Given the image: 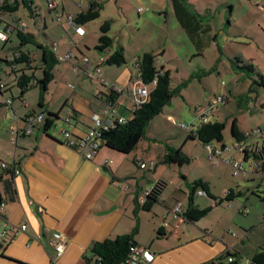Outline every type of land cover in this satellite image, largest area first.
<instances>
[{"label": "crops", "instance_id": "crops-1", "mask_svg": "<svg viewBox=\"0 0 264 264\" xmlns=\"http://www.w3.org/2000/svg\"><path fill=\"white\" fill-rule=\"evenodd\" d=\"M56 1L57 6L49 10L55 11L57 22L49 27L47 18L43 19L45 30L50 31L49 28L53 30L52 38L47 36L49 40L47 43L37 37L24 18L0 10V28L10 29L8 40H0V84L2 85L0 89V164L3 162L15 164L21 169L19 175H15L10 170L0 169L1 199L7 203L4 211L0 212L15 226L27 225L26 231L19 232L14 241L4 247L0 246V264H99V258L90 250L92 243L129 234L136 225L139 227V231L134 235L136 244L149 249L156 256L148 264H203L216 260L229 250L234 251L239 256L238 258L241 257V262L247 264L257 252H264V235L254 240L251 236L257 229H264V203H252L250 210L244 201L239 200L236 205L238 212L240 205H245L249 210L248 214H244L247 218L240 222L245 235L243 233L244 236L238 237L239 234L231 229V224L237 219V215H234L232 210L228 220H223L222 229L218 232L222 240H219L210 235L214 231L209 227H203L202 232L198 234L191 232L187 224L194 225L196 222H189L184 216L188 204L184 206L182 196L178 195L171 200H167V196L163 199L168 184L164 186L162 200L159 201L163 202L166 208H155V205L160 204L155 202L150 209H143L153 212L156 217L149 224L150 237H144L140 223L143 219L142 207L138 199L141 197V191L151 190L159 180H162V173L158 175L160 169L158 161L147 154V157L143 153L140 156L137 153L140 143L130 153L119 152L103 143L97 154L87 158L82 152L68 146L63 134L64 130L70 129L76 137L84 135L92 125L93 115L100 113L106 106L110 87L101 83L99 81L101 78L123 88L124 93L117 97L118 106L116 108L118 114L131 116L130 110L134 102L128 91L138 74L134 61L140 57V49L143 47H137V52L129 56L126 44L127 35L124 34L129 28H134L136 11L138 14H143L153 9L159 15L164 13L167 21L172 16L171 14H174L176 26L179 24L187 34L190 30L183 19L188 13L192 14L194 16L192 19L196 20V25H198L191 30L194 32L193 35L195 34L192 40L199 47L202 31L211 29V27L203 29L202 20L204 13L209 12L208 5L211 2L203 4L200 0H193L194 2L169 0L170 3H168L167 0L163 2L162 0H142L146 6H136L141 0H61V4L58 0ZM68 1L72 3L70 7L66 3ZM91 1H98L102 5L100 16L97 18L100 21L97 25H92L91 22L78 24L85 31L84 34H80L74 27L67 24V16L86 11ZM4 2L11 3L12 0H4ZM248 3L252 6L257 4L260 7L264 0H248ZM140 7H143V10L140 11ZM27 15L33 21L35 29L38 30L41 24L38 22V14H35L36 17H32L29 13ZM154 20L155 17L147 15L141 19V22L146 25ZM105 22L111 25L110 31L113 35L110 34L111 32L109 35L113 38L114 50H111V47L104 51L97 48L101 26ZM20 24H25L27 30L35 35L37 45L42 44L47 49L55 45L60 55L74 51L80 57H89L90 63H84L80 57L59 60L54 68L53 79L49 82L45 92L42 93L39 86L35 85L22 95L16 75L8 60L20 49L30 52L33 61L29 67L33 69L27 70V73L40 79L43 76L44 53L35 44L32 45L37 46V50L30 48V44L20 46V42L14 43L13 36L17 35L16 31ZM116 25H118L117 28ZM221 32L224 33V30L222 29ZM7 48L10 51H7ZM119 48L124 50L126 64L118 66L102 62L99 65L101 69L98 71L97 66L101 59ZM158 66H164L165 69L170 70L160 63L159 59ZM42 97L44 106L39 105ZM8 99H11V103L7 102ZM216 107L212 110L214 117ZM49 111L58 113L60 117L54 127L46 132L43 123H38L31 134H24L23 131L27 128L26 119L29 115L44 113L45 120ZM197 111L200 114V107ZM199 114H196V117ZM68 117H70V123L66 121ZM155 120L156 117L148 125L146 138L150 141L146 142L144 149H154L157 144L156 141H151L156 140L154 131H151L153 129H150ZM238 125L242 131L251 132L242 128L239 123ZM16 129L18 135L16 142L13 143V131ZM234 141L237 140L233 137ZM245 142L257 145L260 150L264 148V144L260 146L258 141L251 136L246 138ZM164 153L165 148L158 154L162 162H164ZM130 158L140 169L153 171L151 179L145 173L142 175V178H148V183H140L139 178L135 181L136 185L126 186L124 180L134 176V170L129 169ZM106 159L111 160L112 163L106 165ZM140 160L145 163L154 161L155 166L150 170H148L149 167L141 168ZM215 164L218 166L217 163ZM224 165L226 169L228 167L232 169L226 160ZM253 174H259L261 180L244 188L248 189L252 195L257 196L258 193L264 196L262 188L264 169L260 173ZM199 179L207 181L210 186V195L218 198L225 197L231 189L241 192L234 200L224 201L220 205H216V200L210 195L207 196L212 199L211 204L200 198L196 202V194L201 195L196 192L194 202L199 208L212 206L214 209L225 203L232 206L233 201L244 195L243 186L238 182L236 186H233L228 181L222 185L223 188L216 189L212 180L207 176L199 177ZM246 180L253 182L255 178L246 177ZM175 189L182 191L178 185ZM178 201L182 203L183 214L176 218L173 216L172 209ZM205 204L206 206H203ZM224 213L221 214L223 219L226 218ZM239 213L242 214V212ZM232 215L234 216L231 220ZM1 223L0 219V225ZM159 230H161L160 235H158ZM57 241H64L65 251L54 263L52 256Z\"/></svg>", "mask_w": 264, "mask_h": 264}, {"label": "rangeland", "instance_id": "rangeland-1", "mask_svg": "<svg viewBox=\"0 0 264 264\" xmlns=\"http://www.w3.org/2000/svg\"><path fill=\"white\" fill-rule=\"evenodd\" d=\"M58 1L61 4V0ZM167 1L170 3L169 0ZM200 1L203 4L211 2L208 5L209 12L204 13L205 15L202 17L203 29L207 27H211V29L202 31L201 46L199 47L192 40V34H187L179 24L176 26L174 14H171L172 16L167 21L164 13L159 15L153 9L144 12V15L138 14L136 11L134 28H129L124 35H127L126 44L129 56H133L137 52V47H143L140 49V56L144 52L157 55L159 62L170 69L172 86L178 89V93L174 95L172 102L165 107L163 113L156 116V120L151 124L150 129H153L151 131H154L156 138V140L151 141L157 142L155 148L144 149L146 142L150 141L145 137L140 142L137 152L140 156L143 153L145 157L149 155L152 159L158 161V167H160L158 175L161 172L162 180L168 182L163 199L168 196L167 200H171V198L174 199L181 195L184 206H186L189 201V190L195 179H199V177L207 176L210 178L216 189L223 188L222 185L228 181L233 186H236L237 182L243 186L244 195L233 201L232 206L225 203L212 209L194 225L187 224L193 234L201 233L203 227H209L210 230L214 231L210 235L222 240L218 232L222 229L223 220H228L232 210L234 215H237V219L236 222L231 224V229L239 234L238 237L245 235V231L240 227V222L244 221L247 216L239 213L236 205H238L239 200L244 201L251 210L252 203H264L259 196L250 194L249 190L244 188L261 180V176L253 173L234 176L232 169L228 166H226L228 169L224 167V158H217V166L209 159L204 144L197 139L192 140L189 135L191 130H194L198 124L196 114H199V111H197V108L200 107V111L210 108L211 102L222 95H228L229 101L216 107L214 110L215 117H213L215 120L217 118L227 124L224 131L225 142H233L231 126L234 119H237L242 128L250 131H254L258 127L264 128V85L261 84L259 76V73L264 76V3L259 7L257 4L254 6L249 5L248 0ZM66 3L69 7L72 4L71 1ZM142 5H144L142 0L136 4V6ZM34 9L37 10L38 22L41 23L38 30L35 29L33 21L27 15L28 10L26 8L21 7L13 14L24 18L37 37L42 42L47 43L49 41L47 36L52 38L51 33L53 30L51 28H49L50 31L45 30L43 19L44 17L47 18L49 27H52L53 23L57 22L55 11L49 10L47 0H34ZM147 15L155 17V20L143 25L141 19ZM99 21L95 19L91 21V24L97 25ZM117 27L118 25H116ZM222 29L224 33L221 32ZM110 32L113 35V32ZM13 39L15 44L19 43L16 34ZM34 46L31 43L29 45L30 48L37 50V46ZM110 49L114 50V45ZM7 51H10V49L7 48ZM249 63L254 65L255 70L244 67ZM5 67L7 68V66ZM182 123L185 126H182ZM251 137L258 141L260 146L264 144V136L252 135ZM214 143L216 144V142ZM165 145L182 146L184 151L191 156V162L183 165L162 162V158L158 154L163 151ZM237 157L243 156L241 154ZM129 165V169L134 170V176L124 180L127 187H130L131 184L136 185L135 181L139 178L140 183H148L147 179L150 178L153 171L140 169L132 159ZM143 173L148 178H142ZM246 177L255 178V180L249 182ZM176 185L180 186L182 191L175 189ZM262 188L264 189V183H262ZM143 191H141V194ZM184 192H187V194H184ZM199 198L205 199V202L209 201L210 204L212 203V199L206 194H196L195 201L197 202ZM159 203L155 205V208H166L163 202ZM203 206H206V204ZM222 213L226 215L225 219L222 218ZM142 214L143 219L140 222L142 231L145 234L144 237L149 238V235H151L149 224L156 217L153 212L143 209ZM234 215L231 216V220ZM243 233L244 235H242ZM263 235L264 229H257L256 232L251 234L252 240L263 237ZM219 243L222 242L219 241ZM223 261L227 263V257H224Z\"/></svg>", "mask_w": 264, "mask_h": 264}, {"label": "trees", "instance_id": "trees-1", "mask_svg": "<svg viewBox=\"0 0 264 264\" xmlns=\"http://www.w3.org/2000/svg\"><path fill=\"white\" fill-rule=\"evenodd\" d=\"M21 7H24L28 10V13L32 17H36L37 10L34 9V0H14L13 2H4L2 6H0L1 11L14 13L18 11ZM102 5L98 1H91L89 7L86 11H83L77 15H75V22L78 24H86L97 19L100 16ZM36 14V15H35ZM194 16L190 13L184 16L183 22L186 23L188 29L190 30V34L193 35L196 25V20L192 19ZM181 18V16H180ZM13 30V29H12ZM111 30V25L109 22H105L101 26V36L99 37V45L97 48L99 50H107L113 45V38L109 35ZM17 37L20 42V46H24L26 44H35V35L25 29L21 30V27H18ZM195 37V34L193 35ZM43 51V76L40 79H37L34 75L28 74L27 70L33 69L29 67L30 63L33 61L31 58L30 52L25 50H18L13 56L8 60L13 72L16 75V80L18 81V86L21 89V94L23 95L28 89L32 86H39L42 93L45 92L48 88L49 82L53 79L54 76V68L59 61L57 54L54 52L53 47L51 49H47L42 44L37 45ZM140 67L138 69V73L141 75V80L145 84H149L153 81L154 78H157V84L154 88L151 89L148 99L136 106L134 110L131 111V116L127 117V121L125 123L117 125L115 128L106 131L103 134V142L109 148L117 150L123 153H130L146 137V131L149 123L160 113H163L165 107L172 102V99L176 93H178V89L172 86V76L171 71L165 69L164 66H158V56L151 53L145 52L140 57ZM105 63L110 65H123L126 64V58L124 55L123 48H119L111 55L108 56ZM27 65V66H26ZM20 66H22L20 68ZM26 66V68H25ZM244 67H249L252 70H255L253 64H246ZM30 68V69H29ZM164 70L163 75H157L158 70ZM261 84L264 85V76L259 73ZM0 84V89H1ZM110 97V100H114L117 103L119 96H122L120 93H112L110 89V93L107 94ZM228 100L229 96L225 95ZM43 97L40 100V106H44L42 103ZM107 102V100H106ZM11 103V102H10ZM107 105V104H106ZM264 105V104H263ZM118 106V104H117ZM106 106L103 107V109ZM38 115H43V119L41 121H35L33 129L37 126L38 123H43L44 131L48 132L52 127H54L57 119H59V114L54 112H48L47 117L44 120V113H35L29 115L28 117H37ZM27 117V119H28ZM200 116L197 117L199 120ZM26 119V121H27ZM93 122V121H92ZM184 123H182L183 125ZM185 126V125H184ZM227 124L224 121L215 120L212 118L201 124L197 125L195 130H191L189 138L197 139L202 142V144H207L210 142H221L225 143L224 131L226 129ZM32 129V131H33ZM252 132V133H251ZM249 132V135L246 136L245 131H242L239 128L237 119H234L231 126V134L235 138V140L240 142H245L246 138L255 135L253 131ZM32 133V132H31ZM260 136H264V134H256ZM245 159H254L259 162V169L253 173H260L264 169V148L261 150L255 144H253L252 151H246L244 154ZM253 156V157H252ZM191 156H189L183 149V147H173L170 145H165V153H164V162L168 164H179L183 165L191 162ZM168 184L165 180H159L156 185L151 189V193L147 198V201L140 205L142 209H150V207L155 203L161 201L162 191L164 186ZM201 188V189H199ZM209 183L203 179L195 180L189 190V201L188 207L184 216L189 222H197L204 216H206L211 210L212 206L199 208L194 202V195L199 190H203L206 195H210L209 193ZM241 194L240 191H236L234 189L229 190V193L225 195L223 198H218L212 196L216 200V205L222 204L224 201H232L237 196ZM262 201H264L263 194H258ZM138 203V202H137ZM245 205H242V208L239 209V212L242 214H248L245 212ZM139 231L138 225H136L131 233L119 235L114 239H106L104 241H94L90 247L91 252H93L99 258V264H120L123 260H125L129 256L130 246L132 244H136L134 239V235ZM229 232L232 233V230L229 229ZM161 234V230L158 231V235ZM137 245V244H136ZM145 248V247H144ZM235 256L236 262H241V257L236 255V253L231 250L227 251L224 255L217 258L216 260H212L210 262H206L203 264H230L229 261L226 263L222 259L224 257ZM235 262V263H236ZM250 264H264V252H257L254 257L249 262Z\"/></svg>", "mask_w": 264, "mask_h": 264}, {"label": "built area", "instance_id": "built-area-1", "mask_svg": "<svg viewBox=\"0 0 264 264\" xmlns=\"http://www.w3.org/2000/svg\"><path fill=\"white\" fill-rule=\"evenodd\" d=\"M4 0H0V4L3 3ZM48 7L50 9H53L57 6L56 0H47ZM139 10H143V7H140ZM67 24L69 26L74 27V29L79 32L80 34H84V29L78 25V23L75 22V15L69 14L67 16ZM21 29H25V24H20ZM10 29L7 28H0V40L6 41L9 37ZM57 46H53L54 52L57 54L59 60H71L74 58L80 57L77 53L74 51H70L64 55H60L57 52ZM108 56H104L101 61L98 63L97 69L100 71V63L105 62L107 60ZM80 59L88 64L90 63V59L87 56L80 57ZM136 68L140 67V60L139 58H136L135 61ZM164 70L160 69L157 72V75H163ZM101 83L106 84L108 87H110L112 93H120L123 94L124 90L122 87L118 86L117 84H112L109 81L105 80L104 78H101L99 80ZM157 84V78H154L153 81L149 84H145L141 80V75L138 73L133 81V83L129 87V93L133 99L134 106L132 110L136 108L139 104L145 102L150 94V91L154 86ZM107 105L100 113H95L93 115V122L91 127L88 129V131L80 136L76 137L72 130L66 129L63 131L66 143L68 146L74 148L75 150L82 152L87 158H91L95 154H97L99 148L101 145H103V134L106 131H109L110 129L115 128L117 125L125 123L127 121V117L123 114H118L117 110V103L114 100H110V97L107 96ZM228 101V98L225 95L216 97L212 102L211 106L208 109H204L200 112L199 120L197 125H201L207 121H209L212 118V110L214 107L219 106L220 104ZM8 103L11 102V99H8ZM43 119V115H38L37 117H28L27 119V128L23 131L24 134H31L32 129L34 127L35 121H41ZM66 121L70 123V117L66 118ZM184 126V124L182 125ZM197 127V126H196ZM195 127V128H196ZM195 130V129H194ZM18 130L13 131V137L12 142H16V137ZM264 134V128H257L253 131V134ZM249 135V132L246 133V136ZM205 149L208 152L209 159L216 163L217 158L221 159L222 157L225 158V160L228 162V164L231 166L233 175L238 176L240 174L246 175L248 173H253L259 169V162L258 160L254 159H245V156L243 155L246 151L250 152L253 149V144H248L246 142H240V141H234L229 143H221V142H210L205 144ZM236 153L242 154L243 157H237ZM108 163H112L111 160L106 159L105 164L108 165ZM139 165L141 168L149 167L154 168L155 162L151 161L149 163H145L143 161H139ZM0 169L3 171H12L15 175H19L21 173V169L15 165V164H8L6 162H3L0 164ZM151 190L147 189L144 190L141 194V197L138 199L139 203L142 205L147 201L148 196L150 195ZM199 194H206L203 190H199ZM229 193V191L227 192ZM226 193V194H227ZM7 203L3 201L0 198V211H4L6 208ZM240 209L242 208V205L239 206ZM246 213H248V209L245 210ZM173 216L176 218H179L183 214L182 209V203L178 201L173 209H172ZM0 219L2 220V223L0 225V246L4 247L6 244L11 243L15 240L17 234L19 232H24L27 229L26 224H22L20 226L13 225L10 220H8L5 216L2 215L0 212ZM65 251V243L64 241H57L55 245L54 254L52 256V259L54 263L60 258ZM155 254L150 251L149 249H146L144 247H140L136 244H132L130 246L129 256L121 262V264H148L151 263L155 259ZM228 261L230 264H244L243 262H236L235 256H229ZM236 262V263H235ZM247 264H250L247 262Z\"/></svg>", "mask_w": 264, "mask_h": 264}, {"label": "water", "instance_id": "water-1", "mask_svg": "<svg viewBox=\"0 0 264 264\" xmlns=\"http://www.w3.org/2000/svg\"><path fill=\"white\" fill-rule=\"evenodd\" d=\"M0 198H2V193H0Z\"/></svg>", "mask_w": 264, "mask_h": 264}]
</instances>
